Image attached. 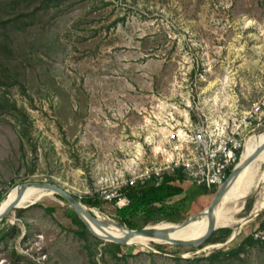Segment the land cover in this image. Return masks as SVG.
Wrapping results in <instances>:
<instances>
[{"label": "rangeland", "instance_id": "obj_1", "mask_svg": "<svg viewBox=\"0 0 264 264\" xmlns=\"http://www.w3.org/2000/svg\"><path fill=\"white\" fill-rule=\"evenodd\" d=\"M0 42V208L18 185L44 181L98 198L95 216L120 223L112 186L159 164L180 128L234 118L264 97V0H0ZM263 129L264 115L245 132L249 146ZM67 210L41 191L10 212L0 264H264L258 241L219 254L250 223L230 245L131 241L118 257Z\"/></svg>", "mask_w": 264, "mask_h": 264}, {"label": "built area", "instance_id": "obj_2", "mask_svg": "<svg viewBox=\"0 0 264 264\" xmlns=\"http://www.w3.org/2000/svg\"><path fill=\"white\" fill-rule=\"evenodd\" d=\"M264 115V97L234 118L220 119L183 127L171 135L164 157L157 165L145 167L138 175L124 178L112 186L107 200L117 210L130 204L121 189L144 185L152 178L180 174L193 185L205 190H217L239 163L245 144V132L252 121ZM251 236L264 243V232L253 230Z\"/></svg>", "mask_w": 264, "mask_h": 264}, {"label": "trees", "instance_id": "obj_3", "mask_svg": "<svg viewBox=\"0 0 264 264\" xmlns=\"http://www.w3.org/2000/svg\"><path fill=\"white\" fill-rule=\"evenodd\" d=\"M12 3L15 4L16 2L12 1ZM3 23L4 25L7 24L5 22H2L1 24ZM4 44H5L4 42H0V48L2 50L7 49V46ZM246 160H248V157L242 158V161L240 163H244V161ZM248 165H249V162H247L243 167H247ZM245 171L247 170H243L240 173H243ZM244 176L245 175L240 176L237 182ZM185 180L186 178L184 176L180 174H176L174 176H165L161 181H159V179L152 178L151 180L146 182L144 185L140 184L136 187L135 186L123 187L121 191L122 193H124V195L127 196V198L130 201V204L123 209L117 210V214H116L117 220L121 224L128 226L130 229L143 228L145 225H147L148 223H152V222L153 223L161 222V221L178 222L182 220L183 215L180 214L181 211L178 209V207L169 205L168 202L170 198L176 197L183 192L182 184L183 182H185ZM215 192L216 190L213 191L212 194ZM17 193H18V190L15 192V196L17 195ZM254 194H255L254 191H251L249 195L247 196V198ZM2 198L3 196L2 194H0V200H2ZM56 198L61 203L65 204L61 200V198L59 197H56ZM80 200L83 204L89 206L90 208H96V209L101 210V201L96 197L92 198V197L86 196V197L80 198ZM244 201L245 200L243 199H239L237 207L241 208ZM248 208H250V206H248ZM89 211L95 215L93 210H89ZM66 215L70 219L71 223H74L76 226L81 228L83 233L91 235V233L88 231V229L83 224V222L79 219L77 215H75V213L72 210L68 209L66 211ZM108 222L117 223L114 221H108ZM1 223H4V220ZM112 226L116 227L115 225H112ZM259 230L261 232H264V221L261 223ZM231 233H232L231 230L228 228L217 229L209 236V238L207 239V242H212V243L223 242ZM6 235L7 233L5 231H0V240H2ZM257 241L258 240H255L251 236V233L247 234L237 246H235L234 248H230L228 252H219V254H225V253H230V252L239 253L248 244H252L253 242H257ZM112 245L116 248L114 255L118 257L119 256L122 257L125 255L122 250V247H123L122 244L112 243Z\"/></svg>", "mask_w": 264, "mask_h": 264}, {"label": "water", "instance_id": "obj_4", "mask_svg": "<svg viewBox=\"0 0 264 264\" xmlns=\"http://www.w3.org/2000/svg\"><path fill=\"white\" fill-rule=\"evenodd\" d=\"M259 152V149L257 150ZM250 159L244 161V163H238L236 167H234L231 172L229 173L227 179L224 181V183L216 190L215 194L213 195L209 205L206 208H203L197 213L191 214L182 220L176 222L177 224L186 225L189 221H195L196 219L203 217L205 215L208 220V227L204 233H202L200 236H197L196 238L192 239H175L170 237V234L168 233V230H159L155 227H150L149 225L144 226L143 228L139 229H130L128 226L121 224V223H108L106 221L99 220L92 212L91 208L85 204H83L80 200V198L76 197L72 193H70L68 190L60 187L57 184L54 183H48V182H27L22 183L17 186L18 193L15 201L11 202L5 209L0 211V223L8 216V214L15 209L20 208L19 204L24 196V193L29 188H36L42 191H47L53 194L55 197L61 198V200L67 205L69 210H72L75 215L79 217V219L83 222V224L86 226L88 231L98 238L104 239L106 241H109L111 243H117V244H133L131 241L133 238L136 237H145V238H154L158 240H163L170 242V244H175L183 247L188 248H202L199 247L203 243L207 241L209 236L217 229L215 228V218H214V210L216 207L221 203V200L225 193L227 192L230 184L232 181L237 177L238 172L242 169V167L249 161ZM245 202V201H244ZM36 203V202H34ZM87 208V209H86ZM89 209V210H88ZM264 214V207L259 212H251L250 215L247 217V220L245 222L246 224H249L255 220H257L261 215ZM88 220H90L92 223H94L98 228L104 229L105 227L109 226L110 224L115 225L119 229H122L126 231V233L121 236L117 237L112 234L107 233L105 236H102L99 233H96L94 229H92L88 223ZM236 230L240 233V228H236ZM239 233H231L229 237L223 242L218 243L215 245H230L232 242L237 238V235ZM213 245V244H211ZM207 247V245L204 246V248ZM203 249V248H202ZM178 257H183V255L175 254Z\"/></svg>", "mask_w": 264, "mask_h": 264}, {"label": "bare ground", "instance_id": "obj_5", "mask_svg": "<svg viewBox=\"0 0 264 264\" xmlns=\"http://www.w3.org/2000/svg\"><path fill=\"white\" fill-rule=\"evenodd\" d=\"M257 134V133H256ZM254 135V134H253ZM252 135V136H253ZM250 138V142L252 140V137ZM254 142L247 143L245 140V144L241 153V157L239 160V163L242 161V158L250 157L251 154H254L256 150L259 149V151L262 153V156L258 160H252L251 163L247 167L242 168L239 172L237 177L232 181L228 188V195L227 197L222 198L221 203L217 206L220 207L223 205L224 202H226L224 210L219 213L218 215L214 216L215 218V228H230L234 227L233 233H239L236 228L241 229L245 226V222L247 220L246 218H240L237 219L234 215V210L237 208V204L239 199L246 200L247 196L251 191H254V195L258 199L253 212H259L264 207V129L260 132H258V136L254 137ZM256 148V150H255ZM243 170H247L243 173H240ZM242 175H245L243 178H241L238 182V178ZM237 182V183H236ZM236 183V185H235ZM259 184L260 190L256 192V186ZM248 187V188H247ZM234 188V192H233ZM247 188V189H246ZM246 189V190H245ZM245 190V191H244ZM42 190L36 189V188H29L25 193L24 196L19 204V207L27 201L29 198H31L33 195H35L37 192H41ZM244 191V192H243ZM43 192V191H42ZM46 193L52 194L50 192L44 191ZM243 192V193H242ZM242 193V194H241ZM53 196V194H52ZM17 195L14 196L12 199L8 200V203H2L0 211L5 209L11 202L15 201ZM216 207V208H217ZM206 208V207H205ZM87 209V208H86ZM89 210V209H88ZM215 211V210H214ZM242 211V210H241ZM239 211L236 216L241 212ZM98 218V217H97ZM101 221H104L100 218H98ZM208 218L203 215V217H200L196 219L195 221H189L186 225L177 224L173 221H161L158 224H155L150 227H155L156 229L160 230H168V233L170 234V237L175 239H192L196 238L197 236H200L202 233H204L208 227L209 220ZM88 223L92 229L96 233L101 234L102 236H105L107 233L116 235L118 237L123 236L126 231L119 229L117 227L112 226L111 224L104 229L98 228L94 223H92L90 220H88ZM163 224V225H160ZM181 232H188L184 233L182 235H177ZM133 243L141 244L147 246L149 242H167L163 240H158L154 238H145V237H136L132 239ZM170 243V242H167ZM219 245H209L205 247L204 249L217 247Z\"/></svg>", "mask_w": 264, "mask_h": 264}, {"label": "crops", "instance_id": "obj_6", "mask_svg": "<svg viewBox=\"0 0 264 264\" xmlns=\"http://www.w3.org/2000/svg\"><path fill=\"white\" fill-rule=\"evenodd\" d=\"M182 189H183V192L180 195L170 198L168 202L169 205L178 207V209L181 211L180 212L181 215H184L183 212H186V211H191L189 213L187 212L188 214L197 212L198 208H196V206H200L201 207L200 209L202 210L203 208H205L204 204H206L204 199L208 197L211 198V196L213 197V195L215 194V193L212 194L214 190H205V189L199 188L187 180L183 182ZM208 192L211 194L207 195ZM227 195H228V190L223 196V198L227 197ZM225 204L226 202H224L222 206L217 207L215 209L214 216L218 215L224 210ZM263 221H264V214L261 215L260 219L257 220L255 223H250L249 225H246L245 234L246 235L250 234L252 233L253 230L259 229Z\"/></svg>", "mask_w": 264, "mask_h": 264}]
</instances>
